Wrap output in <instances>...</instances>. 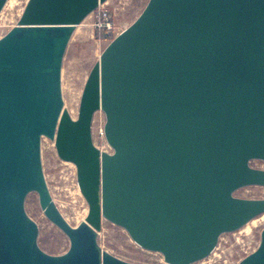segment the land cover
<instances>
[{"label":"water","instance_id":"1","mask_svg":"<svg viewBox=\"0 0 264 264\" xmlns=\"http://www.w3.org/2000/svg\"><path fill=\"white\" fill-rule=\"evenodd\" d=\"M107 1L28 0L0 37V264H141L101 246L105 220L159 264H195L264 214V198L236 195L264 187L253 165L264 162V0H148L101 53L73 117L65 54ZM98 111L111 151L93 139ZM43 138L76 167L88 203L77 225L50 191ZM31 193L68 237L64 253L40 246ZM236 264H264V228Z\"/></svg>","mask_w":264,"mask_h":264},{"label":"rangeland","instance_id":"2","mask_svg":"<svg viewBox=\"0 0 264 264\" xmlns=\"http://www.w3.org/2000/svg\"><path fill=\"white\" fill-rule=\"evenodd\" d=\"M28 0H9L0 14V37L17 24ZM11 2V3H9ZM148 0H108L101 8L110 12L114 23V36L128 27L142 12ZM98 12L90 14L76 29L63 63V95L65 106L77 117L85 81L107 44L113 39L99 35ZM105 115L98 111L93 121L94 142L103 150L111 151L104 137ZM42 156L45 176L52 196L65 218L73 225L85 219L88 203L82 195L76 167L59 158L53 141L43 138ZM255 167L264 168V162L254 161ZM236 195L247 198H264V187L249 186ZM26 209L38 223L39 244L52 254L64 253L70 245L68 237L44 215L38 195L31 193ZM257 220L253 225V221ZM249 226L250 228H248ZM242 229L221 236L215 251L205 260L195 264H236L254 251L260 243L264 228V214L251 220ZM103 248L112 254L141 264H159L161 254L141 248L121 227L105 220L98 237Z\"/></svg>","mask_w":264,"mask_h":264},{"label":"built area","instance_id":"3","mask_svg":"<svg viewBox=\"0 0 264 264\" xmlns=\"http://www.w3.org/2000/svg\"><path fill=\"white\" fill-rule=\"evenodd\" d=\"M103 4L98 7L96 11L98 12V28H99V35L103 36L104 38H109L110 40L114 38V23L111 18L110 12H107L106 9H101ZM95 11V12H96ZM94 12V13H95Z\"/></svg>","mask_w":264,"mask_h":264},{"label":"bare ground","instance_id":"4","mask_svg":"<svg viewBox=\"0 0 264 264\" xmlns=\"http://www.w3.org/2000/svg\"><path fill=\"white\" fill-rule=\"evenodd\" d=\"M9 3H11V2H9ZM256 221H257V220H254V221H253V225L256 223ZM246 226H247V225H246ZM247 227L250 228L249 226H247Z\"/></svg>","mask_w":264,"mask_h":264}]
</instances>
